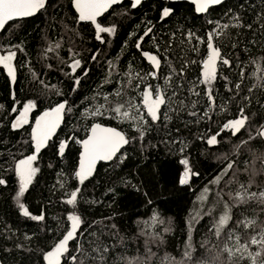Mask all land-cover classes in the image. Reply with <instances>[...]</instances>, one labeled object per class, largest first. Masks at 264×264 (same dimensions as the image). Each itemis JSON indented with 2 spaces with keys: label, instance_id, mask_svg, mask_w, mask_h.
<instances>
[{
  "label": "snow or ice",
  "instance_id": "1",
  "mask_svg": "<svg viewBox=\"0 0 264 264\" xmlns=\"http://www.w3.org/2000/svg\"><path fill=\"white\" fill-rule=\"evenodd\" d=\"M181 2L182 0H166V4L159 10V22L163 24L178 15L177 9L167 6V3L178 5ZM261 2L264 4V0ZM123 3L124 0H69L70 10L74 12L71 20L73 25L90 23L94 27V39L100 44H106L109 41L106 40L105 35L114 38L119 25L116 23L102 24L99 18L114 6ZM143 3L144 0H130V9L126 8L122 14L141 7ZM190 3L195 6L196 14L210 15V9L226 5L227 0H190ZM49 7L55 12L59 5H50V0H0V32L7 30L6 26L9 22L34 17L42 11H47ZM239 8H246V4L241 3ZM223 15L228 18L229 22L222 23L220 20L209 19L207 23L213 26L203 36L198 35L191 28H177L175 31L165 33L167 39L163 47L154 35L155 25L148 20L143 34L135 41V48L150 65V70L143 75L132 71L125 73L128 78L127 85L136 90L139 102H136L135 95L124 98L123 85L116 88L114 93L102 96L103 103L86 107L81 113L94 121L87 128L85 138L69 135L53 146L55 155L61 160L65 158L72 143L78 144L80 151L72 169L76 186L66 193L67 199L63 201L66 205H71L73 210L66 216L68 224L60 238L47 250L39 248L38 254L42 264H69V262L70 264H116L117 260L122 264H157V262L159 264H165V262L167 264H264V152L258 153L253 150L257 146L264 147V58L248 61L254 69L249 74L248 65L244 60L240 59L235 51L229 54V50H235L241 45V33L244 30L256 36V39L248 41L249 44L260 43L264 46V39H262L264 38V8L254 13L255 20L252 22L246 21L244 15L233 7H227ZM63 29L65 33H71L69 40L79 35L76 27H70L68 23L63 25ZM233 29L241 31L233 33ZM178 33L180 39L179 44L175 45V50L180 63L177 66L172 62V53ZM46 38L47 34L42 37V39ZM146 38L153 42L154 52L143 50L142 45ZM221 38H224L227 43L218 44L217 41ZM64 39V35H61L58 40L49 39L44 49L45 56L59 52L62 48L61 41ZM185 43L190 46L188 51L201 56V59H190L182 55L185 49L181 46ZM23 45L24 42L20 41L17 44H9L7 51L0 50V67L6 70L10 86H14L17 82L16 58L18 52L25 50ZM199 45L204 46L203 53ZM243 51H247V45ZM100 55L101 50L95 49L91 51L87 60L92 63L98 62ZM68 57L70 62L64 60L61 62L67 63L70 69L73 77L71 91L75 93L80 88L82 76L87 77L90 69L84 67L82 58H78L80 52L76 50L74 41L68 48ZM191 64L200 67V73L194 82H188L186 76V70ZM107 65L108 75L105 80L110 82L116 65L110 59L107 60ZM48 67L51 68V64ZM165 67L168 69L167 74L164 72ZM78 69H83L82 76L76 74ZM233 69H238L235 72V80L230 79L226 74L221 76L222 71ZM249 75L255 79L254 84L245 83ZM33 76L40 84L48 87L35 72ZM161 76H163V86L147 83L141 90L145 79L159 80ZM218 78L225 81V90L231 93V96H226L225 99L233 103L234 114L231 118L225 119L219 130L210 135L201 134L197 139L209 148H219L225 135H228L229 139L232 137L239 139L242 133H246V139H239V143L233 145V154L234 157L239 156L241 149L249 146L247 150L251 155L242 159H230L227 154L219 157L227 163L218 169L196 196L194 209L198 210L189 214L186 222L187 240L183 243L179 260L170 253L160 256L158 251L154 250L164 245L165 235L172 232L171 218L165 219L156 210L147 220L137 221V226L140 228L139 235L146 237L142 241L143 254L125 256L126 238L121 235L122 230L114 222L115 214L86 221L77 211L85 182L90 181L96 175L97 164L101 161L111 163L113 171L118 169L128 159L127 152L121 151L125 146L135 142L139 143L143 149L146 138L152 132H156L157 134L163 133L160 136L161 143L166 146L174 145L180 153L179 164L182 166V172L178 180L179 185L181 187L191 186L193 178L199 177L200 172L194 170L190 154L186 153L187 142L173 135V132L181 133L180 127L177 126L173 130L169 124L172 123L173 116L180 117L184 113L193 117L194 122L199 124L202 121H212L217 110L228 111L227 104L217 102L214 85ZM133 81L137 82L134 84ZM200 85L204 86L203 92L198 90ZM51 87L56 89L55 85ZM182 92L184 96L181 95ZM56 94L63 95L59 90ZM188 95L197 98L203 95L207 103L202 108H198L200 104L198 99L186 103ZM109 96L120 97V99L113 103ZM12 100L14 103L10 113L17 115L8 122V126L12 132H18L31 123L30 113L37 109L39 104L36 100H28L22 107H17L19 102L16 101L14 88ZM189 105L191 110H189ZM2 107L0 105V108ZM72 108L73 105H70L67 99H62L42 111L36 117L29 134L31 154L21 158L13 157L14 166L10 171L14 173L18 187L12 200L19 214L32 221L44 222L46 217L43 212L39 215L33 214L23 202V198L40 172L37 161L41 151L49 146V142ZM162 109L167 110L162 111ZM100 118L116 120L120 123L127 122L133 134L130 136L120 128L97 122ZM156 125L159 127H154ZM152 147H157V145H152ZM49 167L52 165L50 164ZM241 173L246 176L244 182H241L239 178ZM120 182L124 187L142 195L148 204H153L154 198L141 186L133 183L131 179L120 178ZM108 184L104 195L112 198L108 204L111 207L118 195L115 187L116 180L109 178ZM0 186H8V180L3 176H0ZM59 186L63 188L64 183L61 182ZM210 186H219V190L214 191ZM158 195L162 196L164 193L161 192ZM87 203L95 205L103 201L93 199ZM205 217L211 219L205 232V238L194 243L193 232L196 231V225ZM25 239L32 240L33 236L25 234ZM70 242H75L72 248L69 246ZM16 247L23 250V245L17 244ZM6 251L10 250L6 249ZM29 251L35 252L36 250L29 249ZM137 251L139 252V249Z\"/></svg>",
  "mask_w": 264,
  "mask_h": 264
},
{
  "label": "trees",
  "instance_id": "2",
  "mask_svg": "<svg viewBox=\"0 0 264 264\" xmlns=\"http://www.w3.org/2000/svg\"><path fill=\"white\" fill-rule=\"evenodd\" d=\"M241 3H245L246 8H239ZM51 4L59 5L58 10L53 12V9L49 7L47 11H42L34 17L12 21L6 26V31L0 32V50L7 51L9 44H17L20 41L24 42L25 49L17 54V82L14 86H10L9 78L3 68L0 67V105L3 106L0 108V138H2L0 139V176L8 180L7 187L0 186V264H42L38 254L39 248L45 250L50 248L67 227L66 216L73 209L71 205H66L63 201L67 199L66 193L76 186L72 169L77 161L79 148L77 144L72 143L65 158L61 160L55 155L53 146L69 135H75L77 138L82 139L86 135L87 128L94 121L91 118H86L81 113L86 107L103 103L102 96L114 93L116 88L123 85L124 98L127 99L135 95L136 102H139L136 90L127 85L128 78L125 73L132 71L143 75L150 70V65L135 48V41L143 34L148 20H151L155 25L154 35L163 47V43L167 39L164 34L175 31L177 28H191L198 35L203 36L213 26L207 23L209 19L228 23V18L223 15L227 7H233L235 10L240 11L248 22L254 21V13L264 8L261 0H227L226 5L210 9V15H197L193 12L192 6L187 3L181 2L178 5L167 3V6L177 9L178 15L161 24L159 22V10L161 6L166 4V0H144L141 7L129 10L127 14H122L126 8L130 9V4L124 1L123 4L114 6L113 9H110L108 13L99 18L102 24L116 23L119 25L117 35L114 38L105 35L106 40L109 42L100 44L94 39V27L90 23L73 25L71 17L74 13L70 10L69 0H50ZM65 23H68L70 27H76L79 35L69 40L68 37L71 36V33L64 32L63 25ZM50 25L52 26L50 27ZM240 31V29L232 30L233 33ZM46 34L47 38L42 39ZM61 35H64L65 39L61 41L62 48L59 52L49 53L45 56L44 49L48 40H58ZM179 39L178 33L172 53V62L177 66L180 60L176 57L175 45L179 44ZM252 39H256V36L248 30H244L241 33V45L235 50H229V54L235 51L240 59L244 60L248 65L247 71L249 74L254 69L248 61L264 58V46H261L260 43L249 44L248 41ZM73 41L76 44V50L80 52L78 58H82L84 67L90 69L87 77L82 76L83 69L77 70L76 74L82 76V81L79 90L75 93L71 91L73 77L70 74V69L67 63L61 62V60L69 61L68 48ZM217 43L224 45L227 41L221 38ZM245 45H247V51H243ZM181 47L185 49L182 55H186L190 59H201V56L188 51L190 46L187 43ZM199 47L201 53H203L204 46L199 45ZM142 48L144 51H155L153 42L148 38L145 39ZM95 49H100L101 55L98 62L92 63L87 60V57ZM109 59L115 63L116 68L112 72L110 82H106L105 78L108 75L107 60ZM237 62L239 63V60ZM49 64H51V68L48 67ZM236 71L238 69L224 70L221 72V76L226 74L230 79L235 80ZM33 72L43 79L48 87L40 84L33 76ZM164 72L165 74L168 72L166 67ZM199 73V65H189L186 70L188 82H194ZM136 82L133 81L134 84ZM255 82V79L250 75L249 79L245 81L248 85ZM147 83L163 86V76L159 80L145 79L141 85V90L143 85ZM51 85H55L56 89H53ZM13 88L16 101L19 102L16 105L17 107H22L28 100L38 102L39 107L30 113L31 123L42 111L62 99H67L69 104L73 105L72 111L66 115L65 121L57 129L55 136L49 142V146L41 151L37 161L40 172L23 198V202L33 214L39 215L43 212L46 217L44 222L32 221L20 215L12 200V196H14L18 187L16 177L10 171L14 166L13 157L21 158L31 154L29 135L31 123L25 125L18 132H12L8 126V122L17 115L16 113H10L14 103L12 100ZM203 88L204 86L200 85L198 90L203 92ZM214 89L218 104H227L228 111L217 110L212 121H202L199 124L194 122L193 117L184 113L180 117L173 116V121L169 124V127L173 130L177 126L180 127L181 133L173 132V135L187 142L186 153L190 154L194 170L200 172L199 177L193 178L191 186L181 187L179 185L178 180L182 172V166L179 164L180 153L174 145L166 146L161 143L160 136L163 133L157 134L156 132H152L146 138L143 149H141L139 143L135 142L125 146L121 151L127 152L128 159L118 169L113 171L111 163H98L96 175L90 181L85 182L77 211L81 213L86 221L115 214L114 222L122 230L121 235L126 238L127 251L124 253L125 256L131 257L143 254L142 241L146 237L139 235L140 228L137 226V221L147 220L152 212L156 210L165 219L171 218L172 232L165 235L166 243L161 245L158 250L155 248L154 250L158 251L160 256L170 253L179 260V253L182 250L183 243L187 240L186 222L189 219V214L194 210H198L194 209L196 196L217 173L218 169L227 163L219 157L227 154L230 159H242L251 155L247 150L249 146H244L239 156L234 157L233 154V145L239 143V139H246V133H242L239 139L235 137L229 139L228 135L222 134L225 135V138L219 148H209L197 139L201 134L210 135L219 130L225 119L231 118L234 114L233 103L225 99L226 96L230 97L231 93L226 92L225 81L222 78H218ZM57 90L62 92L63 95H57ZM181 95L184 96V93L182 92ZM93 97H96V99H93ZM109 99L116 103L120 97L109 96ZM193 99L200 101L198 108H202L207 103L203 95L199 98L188 95L186 103ZM173 106H175L174 103ZM189 110H191L190 105ZM6 113L10 114L6 115ZM97 122L120 128L130 136L133 134L127 122L120 123L106 118H100ZM154 127H159V125ZM25 141H28V143H25ZM152 145H157V147H152ZM253 150L258 153L264 152V147L257 146ZM50 164L52 167H49ZM124 177L131 179L133 183L148 192L154 198L153 204H148L142 195L124 187L123 183L120 182V178ZM109 178L116 180L115 187L118 193L115 203L111 207L108 204L112 198L104 195L109 186ZM239 178L241 182L246 180L243 173L240 174ZM225 179L228 178L225 177ZM61 182L64 183L63 188L59 186ZM210 187H213L214 191L219 190V186ZM161 192L164 195H158ZM93 199L103 201V203L95 205L87 203V201ZM210 223L211 219L205 217L196 225V231L193 232L194 243L205 238V232ZM141 226L146 227L145 225ZM25 234L33 236V239L26 240ZM17 244L23 245V250L17 248ZM74 244L75 242H70V248ZM6 249L10 251H6ZM29 249L36 251H29ZM137 249H139V252ZM116 264H122V262L117 260Z\"/></svg>",
  "mask_w": 264,
  "mask_h": 264
},
{
  "label": "water",
  "instance_id": "3",
  "mask_svg": "<svg viewBox=\"0 0 264 264\" xmlns=\"http://www.w3.org/2000/svg\"><path fill=\"white\" fill-rule=\"evenodd\" d=\"M124 1H127L129 4H130V0H124ZM182 2H184V3H187V4H189V5H191L192 6V9H193V12L195 13V6L194 5H192L191 3H190V0H182ZM74 13V12H73ZM196 14V13H195ZM198 15V14H197ZM12 22V21H11ZM10 23V22H9ZM86 134H87V132H86ZM86 137V135L83 137V138H85ZM78 145V144H77ZM78 148H79V151H80V146L78 145ZM79 151H78V154H77V159H78V156H79ZM103 161H101V162H99V163H102Z\"/></svg>",
  "mask_w": 264,
  "mask_h": 264
},
{
  "label": "rangeland",
  "instance_id": "4",
  "mask_svg": "<svg viewBox=\"0 0 264 264\" xmlns=\"http://www.w3.org/2000/svg\"><path fill=\"white\" fill-rule=\"evenodd\" d=\"M146 61V60H145ZM147 62V61H146ZM4 70V72L6 73V70L5 69H3ZM7 75V74H6ZM34 122H35V119L33 120V122L31 123V126H30V132H31V128H32V126L34 125Z\"/></svg>",
  "mask_w": 264,
  "mask_h": 264
}]
</instances>
